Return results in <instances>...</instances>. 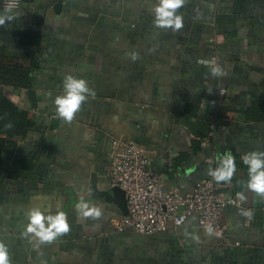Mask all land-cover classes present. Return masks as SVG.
I'll return each instance as SVG.
<instances>
[{
	"label": "crops",
	"instance_id": "1",
	"mask_svg": "<svg viewBox=\"0 0 264 264\" xmlns=\"http://www.w3.org/2000/svg\"><path fill=\"white\" fill-rule=\"evenodd\" d=\"M2 3L0 16L13 18L5 31L0 24V47L38 58L32 90L0 85L36 121L12 152L35 160L34 175L0 174V241L10 264H264V198L246 187L243 162L247 153L264 152V0H185L178 31L154 25L159 0H22L15 9ZM34 32L39 46L26 41ZM69 74L94 93L85 94L71 123L54 104ZM184 115L211 122L210 136H193ZM113 137L146 147L163 187L182 193L230 151L235 173L217 184L224 195L242 191L246 199L225 209V238L202 229L196 215L156 235L116 231L111 219L123 216L120 207L93 190V183L113 186ZM81 197L101 216L81 217ZM33 208L46 216L64 211L70 231L38 244L23 234Z\"/></svg>",
	"mask_w": 264,
	"mask_h": 264
},
{
	"label": "built area",
	"instance_id": "2",
	"mask_svg": "<svg viewBox=\"0 0 264 264\" xmlns=\"http://www.w3.org/2000/svg\"><path fill=\"white\" fill-rule=\"evenodd\" d=\"M2 2L7 9L18 8L21 4V0ZM109 155L111 183L125 191L128 207L126 215L111 219L116 231L132 228L141 235H156L166 231L170 224H182L188 216L196 215L202 229L206 230L211 224L212 233L225 238V209L241 206L243 202L237 193L224 195L211 175L198 181L188 193L166 189L152 167L148 149L119 137L111 139Z\"/></svg>",
	"mask_w": 264,
	"mask_h": 264
},
{
	"label": "clouds",
	"instance_id": "3",
	"mask_svg": "<svg viewBox=\"0 0 264 264\" xmlns=\"http://www.w3.org/2000/svg\"><path fill=\"white\" fill-rule=\"evenodd\" d=\"M185 0H159V3L154 5L153 12L155 13L154 25L161 28H172L173 31H178L183 27V16L177 10L183 6ZM13 17L7 15L0 16V24H4L6 20H11ZM135 53L132 58L136 59ZM214 73L223 75L224 73L219 67L213 69ZM63 95L56 96L54 104L56 112L64 121L71 123L80 110L82 103L86 101V93L94 94L92 89L88 87L87 81L83 78H77L74 75H67L64 79ZM243 162L248 166V174L250 179L247 181L246 187L251 191L264 198V152L252 151L243 157ZM236 170L235 158L232 153L226 152L215 169H209V175L216 182H230ZM237 196L241 201L246 197L244 192H238ZM78 214L81 217L98 218L101 216V209L96 206H89V203L80 198L75 205ZM250 215L249 212L243 213ZM28 223L25 226L24 235L33 234L38 244L51 243L58 236L70 231L67 215L64 211L57 210L55 214L47 216L39 209H30L28 214ZM207 232L212 234L213 228L211 224L207 226ZM219 235V233H216ZM196 238V237H194ZM0 264H10L8 257L7 246L0 241Z\"/></svg>",
	"mask_w": 264,
	"mask_h": 264
},
{
	"label": "trees",
	"instance_id": "4",
	"mask_svg": "<svg viewBox=\"0 0 264 264\" xmlns=\"http://www.w3.org/2000/svg\"><path fill=\"white\" fill-rule=\"evenodd\" d=\"M10 24L4 23L2 31ZM8 31L19 35L16 30ZM21 38L23 39L22 34ZM27 40L34 46H39L41 41L37 32L31 34ZM37 67L38 58L34 54L24 55L23 58L11 56L4 47H0V85L32 90L35 84L33 73ZM35 128L36 121L29 111L20 107L0 89V174L3 173L7 178L15 180L34 175L35 160L13 154V151L18 147L19 139L26 138ZM198 148L199 146H196V149Z\"/></svg>",
	"mask_w": 264,
	"mask_h": 264
},
{
	"label": "water",
	"instance_id": "5",
	"mask_svg": "<svg viewBox=\"0 0 264 264\" xmlns=\"http://www.w3.org/2000/svg\"><path fill=\"white\" fill-rule=\"evenodd\" d=\"M58 121L57 117L52 119V124ZM181 123L189 129L191 134L200 139L208 138L212 130V123L209 121H198L195 120L190 115H184L181 119ZM93 190L99 198H103L106 201L116 203L123 215L127 214L128 207L125 196V191L117 186L113 185L105 188L104 190H99L95 183H93Z\"/></svg>",
	"mask_w": 264,
	"mask_h": 264
}]
</instances>
